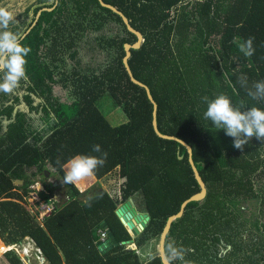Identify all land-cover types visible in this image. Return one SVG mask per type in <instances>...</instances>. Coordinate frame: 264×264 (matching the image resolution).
Returning a JSON list of instances; mask_svg holds the SVG:
<instances>
[{
	"label": "trees",
	"instance_id": "16d2710c",
	"mask_svg": "<svg viewBox=\"0 0 264 264\" xmlns=\"http://www.w3.org/2000/svg\"><path fill=\"white\" fill-rule=\"evenodd\" d=\"M54 1L29 0L11 30L23 34L38 9ZM103 1L140 32L139 46L129 48L130 73L155 100L158 129L191 145L204 183V196L188 202L171 221L164 240L168 261L172 244L188 251L184 261L171 264H247L238 258L243 233L264 229V191L256 189L264 176V140L253 136L243 151L234 148V138L204 118L202 97L227 94L242 112L264 109V100L247 94L256 91L254 82L264 80V0ZM249 36L255 38L250 57L238 47ZM134 41L121 16L98 0H58L23 37L21 43L31 48L27 76L12 92H0V252L29 238L46 264H163L158 253L141 260L123 241L140 248L156 238L158 245L167 217L200 186L186 146L155 132L152 103L130 81L122 58L124 43ZM84 42L103 52L99 64L81 61ZM59 61L71 65L59 73L72 84L63 98L52 89L63 81L54 71ZM102 98L119 107L126 120L111 124L99 107ZM95 144L108 156L94 176L116 169L123 179L120 196L64 183L56 207L40 225L19 202L34 177L52 169L63 180V165L71 157L99 155L92 152ZM16 179L22 182L15 184ZM42 185V196L54 187ZM135 194L148 219L132 236L115 210ZM249 198L257 199L258 209L247 217L242 203ZM98 228L110 237L103 249ZM4 257L8 264H26L13 248Z\"/></svg>",
	"mask_w": 264,
	"mask_h": 264
},
{
	"label": "clouds",
	"instance_id": "9594fccd",
	"mask_svg": "<svg viewBox=\"0 0 264 264\" xmlns=\"http://www.w3.org/2000/svg\"><path fill=\"white\" fill-rule=\"evenodd\" d=\"M16 10L11 4L0 6V92L10 93L27 76L26 57L31 48L21 43L23 37L19 32L11 30L10 25L15 19ZM253 36H249L238 45L239 50L245 56L255 53L253 47ZM235 42V40H234ZM255 92L249 90L248 96L253 100H264V80L254 82ZM207 104L204 118L210 120L216 129H223L225 134L234 138L233 147L243 151V147L253 136L258 140H264V109L251 107L247 111L234 108L227 94H220L215 99L209 100L207 96L202 97ZM92 152L99 155L77 154L71 157L63 167L65 184L75 185L83 179L95 174L96 170L103 167L108 153L102 151L99 144L92 146ZM170 254L169 264L172 260L184 261L187 248L177 249L172 244L168 245ZM185 264L190 262L185 261Z\"/></svg>",
	"mask_w": 264,
	"mask_h": 264
},
{
	"label": "rangeland",
	"instance_id": "374dc122",
	"mask_svg": "<svg viewBox=\"0 0 264 264\" xmlns=\"http://www.w3.org/2000/svg\"><path fill=\"white\" fill-rule=\"evenodd\" d=\"M8 4H11L13 9L16 10L15 18L18 16L22 17L23 13H24V9L29 4V0H0V6H5ZM194 39H195V42H198L199 37L195 36ZM102 53L98 52V50H96V51L89 50L87 48L85 42H84L83 47L79 50V55H80L81 61L85 62V61L91 60L90 62L94 65L99 64L100 59L102 58ZM56 65H57V67H54V71L57 72L58 77L62 78L63 81L60 83L61 85L56 84L53 86L52 89L54 90V93H56L57 95H60V97L63 98L66 96L65 94H67V92L69 94V91L72 87V84H71V81L69 78L65 79L64 75H61L59 73H62L64 68L67 69V67L68 66L70 67L71 65H70V63L66 62L65 66H67V67H65L61 61L57 62ZM56 94H54V95H56ZM99 107L105 113L106 117L108 118V120L111 124H117V123H120V122L126 120V115L120 110V108L119 107H113L111 104V101L107 98L101 99V101L99 102ZM116 172H117V170L115 169L111 173L104 175L100 179L96 178V180H94L92 182V184H90V186L86 189H89V191H91V190L97 189V187H102L104 189H107L110 193H111V190H114V192L111 193L114 197L117 192H120L119 189H120L121 183L123 181V179L120 178L116 174ZM34 180H35V182H37V186H38L39 190H42V188L40 186L42 183H45L46 187H49L48 185L52 184V186H54V187H52V190L50 192L56 193V195L58 196V199L60 198V196L62 194V189L64 188V182L58 174L52 172V169H50V172L47 173V175L41 176L40 174H37L34 177ZM81 183H83V182H81V181L78 182V184L80 186H82ZM88 184H89V182H88ZM256 189L262 190L261 192L264 191V176H263L262 180H260L259 183L256 184ZM52 193H50V194H52ZM118 195H119V193H118ZM131 199H133L135 201V205H136L138 211L141 210L142 207L140 206V203H139L140 202L139 195L135 194L131 197ZM256 200H257L256 198H249L248 200L244 201V203H242L243 204L242 210L244 209V212H246L248 215L250 214L249 212H254V214H255L256 211H254V210L258 209V207L254 204L256 202ZM21 204L23 206L27 205L23 201L21 202ZM247 217H250V216H247ZM130 234L132 235L131 232H130ZM132 236H136V235H132ZM2 241L5 243L4 240H2ZM131 243L132 242H125L124 243L125 248L127 249V247L129 245H131ZM5 245H6V243H5ZM10 246H13V249L16 251V253L19 254L21 259L26 264H46L44 258L39 255L33 241L30 240L29 238H25V240H23L21 243H18V245H10ZM133 249H135L136 252L139 253L141 260H147L149 258H152L154 255H156L158 253V245H157L156 238L146 240L140 248H138L136 246V243H135V246ZM5 251H7V250H3L2 252H0V264H8L5 257H4Z\"/></svg>",
	"mask_w": 264,
	"mask_h": 264
},
{
	"label": "water",
	"instance_id": "95a60500",
	"mask_svg": "<svg viewBox=\"0 0 264 264\" xmlns=\"http://www.w3.org/2000/svg\"><path fill=\"white\" fill-rule=\"evenodd\" d=\"M99 4L103 7L109 8L111 9L113 12L119 14L121 16L122 21L124 22V24L126 25V29L133 33L135 35V41L132 43H124V49H125V53L124 56L122 58V62L125 66V69L129 75L130 81H132L133 83H135L138 86H141L144 89L145 95L147 97V99L149 101H151L152 103V126L155 130V132L164 138H173L175 140H177L178 142H180L181 144L185 145L187 148V158H188V162L192 168L193 174L195 176V179L197 181V183L200 186V191H198L197 193L189 196L188 198H186L185 200H183L180 204L179 209L170 214L167 219H166V223L164 225V227L161 230V233L159 235V240H158V254L159 257L161 259V262L163 264H169V261L165 255V250H164V240H165V236L166 233L171 225V221L174 217H178L182 214L185 205L193 200H198L200 198H202L204 196L205 193V187H204V183L203 180L201 178V176L199 175L198 170L196 169V166L194 164V161L192 159V147L189 143H187L184 139L174 135V134H170V133H165V132H161L158 127H157V121H156V110H157V104L155 102V100L153 99L151 93H149L148 87L143 84L142 82L138 81L137 79H135L134 77H132L130 70H129V65H128V56H129V48L130 47H137L139 46L140 42L142 41V36L140 34L139 31L135 30L134 28H132L127 20H126V16L120 11L118 10L115 6L104 2L103 0H98ZM58 3V0L54 1L53 6L51 7H41L40 9H38V11L36 12L35 15V19L34 22L32 23V25L22 34V37H24L29 30L31 29V27L34 25L35 21L37 20V18L39 17L40 13L43 10H47L50 11L52 10L54 7H56ZM179 158H181V156H179ZM22 180L21 179H16L14 181L15 184L17 183H21ZM42 189H44V186L41 184L40 185ZM116 215H118L120 221L125 225V227L128 229L129 232L132 233V235H136L139 233V231L142 229V227L144 226L146 220L148 219V214L146 213V211H136V209L134 208V206L132 205V199L131 197L128 198L125 202L121 203L115 210ZM110 240V237L105 239V242H108ZM105 242L104 245H102L103 247H105ZM125 243V241H123ZM129 242V241H128ZM9 249L13 248V246H8ZM7 249V250H9Z\"/></svg>",
	"mask_w": 264,
	"mask_h": 264
},
{
	"label": "crops",
	"instance_id": "0c3cea01",
	"mask_svg": "<svg viewBox=\"0 0 264 264\" xmlns=\"http://www.w3.org/2000/svg\"><path fill=\"white\" fill-rule=\"evenodd\" d=\"M94 180H96V178L94 175H92V176L87 177V178L82 180L83 181V183H81L82 186H80L78 183L75 185L78 187V189L80 191H83V190H86V188H88ZM88 182H89V184H88ZM105 190L107 192H109L107 189H105ZM113 192H114V190H111V193H113ZM118 193H119V195H118ZM115 196L119 197L120 192H117ZM132 205L134 206L136 211H138V209L135 205V201L133 199H132ZM139 211H143L142 208ZM249 213H251V212H249ZM252 215H253V213H252ZM247 216H248V214H247ZM132 243H134V242H132ZM103 245H104V243H103ZM105 245H107V242H105ZM134 245H135V243H134ZM99 248L103 249L104 247L100 246ZM238 254H239L238 258L243 259L244 261L247 262V264H264V229L262 228V226L258 227L257 229H254V230L249 229V231L244 233V248Z\"/></svg>",
	"mask_w": 264,
	"mask_h": 264
},
{
	"label": "built area",
	"instance_id": "2783aa9c",
	"mask_svg": "<svg viewBox=\"0 0 264 264\" xmlns=\"http://www.w3.org/2000/svg\"><path fill=\"white\" fill-rule=\"evenodd\" d=\"M28 188V193L24 195L23 199L19 202H25L27 205L23 207L40 225H42V221L44 220V218L54 210V207H56L58 196L56 195V193L50 194L48 191H44L46 196H42L39 191H43V189H38L37 182L30 184ZM97 232H99L100 240L105 239V230H103L102 228H98Z\"/></svg>",
	"mask_w": 264,
	"mask_h": 264
},
{
	"label": "bare ground",
	"instance_id": "6f19581e",
	"mask_svg": "<svg viewBox=\"0 0 264 264\" xmlns=\"http://www.w3.org/2000/svg\"><path fill=\"white\" fill-rule=\"evenodd\" d=\"M134 243H131V245H129L128 247H127V249H133L134 248Z\"/></svg>",
	"mask_w": 264,
	"mask_h": 264
}]
</instances>
